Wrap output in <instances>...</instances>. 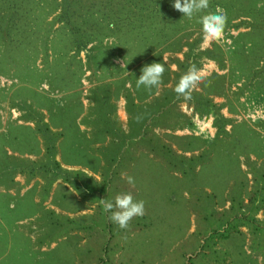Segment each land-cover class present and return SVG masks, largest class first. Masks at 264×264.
Here are the masks:
<instances>
[{
	"label": "trees",
	"instance_id": "16d2710c",
	"mask_svg": "<svg viewBox=\"0 0 264 264\" xmlns=\"http://www.w3.org/2000/svg\"><path fill=\"white\" fill-rule=\"evenodd\" d=\"M151 1L0 0V72L2 73L19 76V63L24 60V66H27L29 72L39 80L46 79L53 85L70 89L79 84L84 69L93 68L99 59L101 62L108 60L107 58L112 56L111 53L124 58L126 64H133L126 75L127 81L130 82L129 86L121 80L122 89L119 91L115 81L96 85L92 89V97L98 109L97 114L100 120L101 116L104 120L95 128L96 141L101 142V146L95 149H99L98 153L90 146H84L90 143L83 141V134L75 122L80 112L72 114L70 110L71 114H65L69 110L68 107L73 109L68 99L62 106L56 105V108L55 105L54 107L48 105L51 124L44 119L43 111L39 107L42 105L32 106L24 101L23 108L27 110L25 117L34 122V126L20 123L26 126L31 134V141L25 137L22 140L25 141L24 144L32 142L29 146L30 150L34 154L43 153V157L29 160L26 164L14 165L13 168L31 175L40 174L45 177L48 185L60 178L63 185L66 186L68 183L74 186L84 197L92 195L95 187L102 196L110 189L111 186L108 185L115 171L111 169L106 177V171H103L106 170V166L100 165L99 154H105L104 158L107 162L120 161L129 148L128 141L138 136L149 146V149L142 153L144 160L161 164L159 167L163 168L166 174L175 176L174 178L188 177L194 165L204 167L208 171L205 180L209 182L212 196L220 190V196H223L225 201H229V207L222 213L220 219L222 228L212 227L208 236L216 235L221 240L230 238L233 232L243 236L244 232L239 226L245 225L252 235L249 246L264 258V218L256 217V212L264 206V143L260 139L259 132L253 127L245 122H234L231 117L223 115L219 111L221 103L216 104L211 100L210 94L222 92L220 81L215 79L218 73L204 76L205 80L200 84V90H195L192 99L189 100L193 102L196 111L214 115L213 124L217 128L215 135L203 139L194 134L164 133L168 140L174 139L173 143L177 148L200 149L198 154L176 153L171 141H166L162 135L151 131L159 122V116L173 113L176 118L179 117L177 122L189 120L184 112L177 111L173 105L177 100L183 99L177 98L174 88L192 64L198 68L203 58H211L215 59L221 68L224 67V50L218 43L214 42L211 46L200 49L198 43L202 39L201 33L194 39H189L194 31L188 29V24L194 23L202 28L200 17L207 12H214L217 5L226 10V27L239 26L242 23L248 27L239 30L232 37L231 52L235 55L236 65L241 70H249L248 76L251 78L262 76L264 0H210L209 9L192 19L183 17L184 14L173 7L174 0ZM153 1L156 3L153 4ZM236 19L238 21H234ZM170 22H174L173 28ZM108 37L113 38L111 44L102 41V38ZM181 39L184 40L182 43H180ZM245 39L248 43L244 41ZM172 46L175 50L183 52L182 59H174L178 69H171L170 64L166 60L165 62L162 56V52L165 49H172ZM183 46L186 47L185 50ZM81 51L86 54V66L80 56ZM22 53H32L33 61L40 57L43 60V68H38L34 63L31 65L26 63L25 58L21 57ZM67 53H70L68 59H62ZM103 53L107 54L103 56ZM154 62L165 63L166 71L159 86L162 90L160 95L149 101L147 98L155 94L158 89L153 88L151 91L144 87L137 89L136 81L142 74L141 69ZM260 78L264 79V76ZM111 83L115 87V95L112 97L109 90ZM71 92L69 97L75 94ZM33 93L38 94L34 89ZM120 93L126 100L128 130L122 129L110 120L109 113L113 111L114 104L109 102V98L114 100ZM38 96H41L40 93ZM45 99L50 100L49 97ZM227 124H230L229 128L226 127ZM54 127H59V131ZM106 134L109 135V139H106ZM63 138L68 139V143L65 144L66 151L64 146H61ZM58 147L61 160L66 164H82L92 171L100 169L104 181L102 185H104L97 188L96 181L94 184H88L86 179H93L91 175L88 176L81 169L73 170L62 166L61 161L56 158ZM107 152L110 153L109 156H106ZM251 153L254 154V158H251ZM239 155L246 156L247 169L242 167ZM219 161L222 163L221 170L217 165ZM93 162L95 164H91ZM175 171H179L180 175ZM248 172L251 174V179L248 177ZM148 182L153 183V179H149ZM203 183L205 184L204 181ZM217 185L221 188L219 189ZM200 197L202 198L201 194ZM169 199H173V193ZM241 248L243 250L242 246ZM225 253L230 254L231 251Z\"/></svg>",
	"mask_w": 264,
	"mask_h": 264
},
{
	"label": "rangeland",
	"instance_id": "374dc122",
	"mask_svg": "<svg viewBox=\"0 0 264 264\" xmlns=\"http://www.w3.org/2000/svg\"><path fill=\"white\" fill-rule=\"evenodd\" d=\"M154 3L156 1H153ZM170 25L173 28L175 24L170 22ZM188 25V29L194 31L189 39H194L200 33L202 35L198 48L203 49L214 43L204 41L201 27L194 23ZM247 28L246 24L242 23L239 26L229 25L224 29L223 39L218 43L224 50L223 68L211 58H203L198 68L203 76L218 73L215 79L220 81L222 92L212 93L210 97L216 104L221 103L219 111L231 117L234 122H245L253 127L259 132L264 143V79L260 78L264 76V70L261 72L262 76L251 78L248 76L249 70H241L236 65L235 55L231 52L232 37L239 30ZM102 39L107 44L113 41L112 37ZM183 41L181 39L180 43ZM244 41L248 43L247 39ZM172 47L165 49L162 56L171 69H178L174 59H182L183 52ZM185 49L183 46V50ZM31 54L22 53L21 57L25 58L29 65L34 63L38 68H43V60L38 57L33 61ZM106 54L103 53V56ZM110 55L112 56H109L108 60L101 62L99 59L93 68L84 69L79 84L70 89L53 85L46 79L39 80L24 66V60L19 63V76L0 72V264H264L262 255L249 246L252 235L247 226H239L244 232L243 236L236 232L223 240L216 235L208 236L212 227L222 228L220 219L229 207V201L220 196V190L214 196L210 193L209 182L205 180L208 171L204 167L194 165L188 177L174 178L175 176L166 174L164 169L159 167L161 164L144 160L142 153L147 151L149 146L138 136L128 141L129 148L120 161L110 163L109 160V164L104 158L105 154H99L100 165L106 166V170H103L106 171V177L111 169L115 171L108 185L111 186L110 189L102 196L95 187L92 195L84 197L74 186L68 183L63 185L60 178L48 185L45 177L40 174L31 175L13 168L14 165L26 164L29 160L43 157V153L34 154L30 150L32 142L24 144L25 141L22 140L25 137L31 141L29 129L20 125L30 124L25 117L27 110L23 108L24 101L32 106L42 105L39 107L49 124L48 105H55L56 108V105L62 106L68 99L73 109L68 107L69 110L65 114H71L70 110L72 114L82 111L84 114L86 109L84 116L81 115L78 120L76 117L75 122L83 134L84 142L88 141L90 145L96 142L99 145L95 147L101 146L95 135L98 122L95 123L88 116L92 111L98 113L92 89L96 84L115 81L119 91L122 89L121 80L130 83L126 75L133 65L126 64L121 56L114 53ZM69 56L70 53H67L62 59H68ZM80 56L86 66L85 52L81 51ZM110 85L108 89L111 90L112 97L115 95V87L112 83ZM159 88L147 100L160 95L162 90ZM33 89L41 96L34 94ZM196 90H200V87ZM71 91L75 94L69 97ZM111 97L109 102L114 104L113 108L116 105L118 126L128 130L129 116L124 96L114 100ZM173 107L184 112L189 120L177 122L179 117L176 118L173 113L159 116V122L151 131L162 135L163 138L166 137L165 132L194 134L203 139L215 135L217 128L213 124L212 113H200L194 109L193 102L184 99L177 100ZM98 120L100 121L99 117ZM226 127L229 128L230 124ZM54 129L59 131L60 128ZM165 140L171 141L176 153L191 155L200 151L182 150L173 143L174 139ZM61 143L66 151L65 144L68 139L63 138ZM95 147L92 149H96ZM57 153L62 166L73 170L81 169L91 175L94 180L86 179L88 184H94L96 181L97 188L104 185L100 169L92 171L82 164H66L61 160L59 147ZM109 155L107 152L106 156ZM254 157L251 153V158ZM239 160L242 167L247 169L246 156L239 155ZM217 165L221 170V161ZM122 173L134 177V187L129 185L126 179H122ZM175 173L180 175L179 171ZM248 177L251 179L249 172ZM148 178L153 179V183H149ZM125 192H131L136 200L145 202L146 214L134 218L129 229H120L103 211L101 199L114 200L117 195ZM171 193L173 199H169ZM256 217L264 218V206L256 212Z\"/></svg>",
	"mask_w": 264,
	"mask_h": 264
},
{
	"label": "clouds",
	"instance_id": "9594fccd",
	"mask_svg": "<svg viewBox=\"0 0 264 264\" xmlns=\"http://www.w3.org/2000/svg\"><path fill=\"white\" fill-rule=\"evenodd\" d=\"M173 7L182 12L183 17L192 19L197 14L209 9L210 0H174ZM199 22L202 25L205 42L219 43L222 41L227 22V13L223 7L217 5L214 12H207V14L202 15ZM165 71V63L154 62L145 65L141 69L142 74L136 81V88L144 87L149 91L153 88L158 89L163 82ZM204 80L205 77L202 75L201 70L195 64H192L174 88L177 98H183L186 101L191 100L194 91ZM137 120H140L139 116ZM121 177L126 179L129 185L135 186L134 177L126 173H122ZM101 204L103 205V211L108 214L109 220L120 229H129L134 218L146 214L145 202L136 200L131 192L121 193L114 200L101 199Z\"/></svg>",
	"mask_w": 264,
	"mask_h": 264
},
{
	"label": "crops",
	"instance_id": "0c3cea01",
	"mask_svg": "<svg viewBox=\"0 0 264 264\" xmlns=\"http://www.w3.org/2000/svg\"><path fill=\"white\" fill-rule=\"evenodd\" d=\"M100 84V83H99ZM99 84H96V85H99ZM128 86L130 85V83H126ZM120 96H123L122 94H119L118 95V97H120ZM93 104H94V101H93ZM115 110H116V105H115V108H113V111L112 112H110L109 113V115H110V120H112L114 123H116V125H118L117 124V116H116V112H115ZM87 110L85 109L84 110V114H85V112H86ZM96 111H92V113H90V114H88V116L92 119V121H94L95 123L96 122H98L97 124H96V127H99L98 125H100V124H102V121H104V120H102V117L103 116H101V120L99 121L98 120V114L97 113H95ZM84 114H83V111L81 112V113H79V115L77 116V120H78V118L82 115V116H84ZM87 116V117H88ZM97 120V121H96ZM28 122H30V125L32 124V126H34V123L32 122V121H28ZM27 124H29V123H27ZM106 139H109V135L108 134H106ZM95 144V145H94ZM100 144H101V142H100ZM92 145V146H91ZM90 146H91V148H93V147H95V146H98L99 145V143H96V142H94V143H92ZM95 148H97V147H95ZM94 151L96 152V153H98L99 151L98 150H95L94 149ZM59 153H57L56 154V158L59 160Z\"/></svg>",
	"mask_w": 264,
	"mask_h": 264
}]
</instances>
